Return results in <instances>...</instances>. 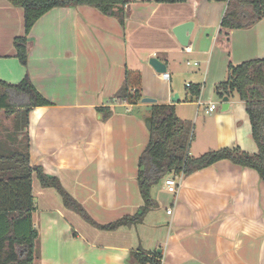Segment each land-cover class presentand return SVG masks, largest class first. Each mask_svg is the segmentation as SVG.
<instances>
[{
	"label": "crops",
	"instance_id": "0c3cea01",
	"mask_svg": "<svg viewBox=\"0 0 264 264\" xmlns=\"http://www.w3.org/2000/svg\"><path fill=\"white\" fill-rule=\"evenodd\" d=\"M125 1L119 16L89 5L50 9L27 35L23 65L13 44L25 35L23 9L0 0V81L17 84L28 75L50 102L26 110V98L9 92L14 106H0V175L19 172V155L27 154L29 165L56 177L100 224L143 205L136 176L152 104L112 98L125 69L140 71L143 97L173 104L176 115L194 125L189 155L234 147L257 152L244 102L233 92L222 108L214 89L226 80L229 64L264 57V18L227 30L220 25L222 1ZM186 21L193 27L182 46L172 28ZM151 57L167 74L152 68ZM211 103L216 107L207 112ZM31 185L39 232L34 264H138L130 254L137 249L161 252L162 264H264V182L228 159L183 175L161 222L149 224L152 207L142 222L112 231L67 209L35 172Z\"/></svg>",
	"mask_w": 264,
	"mask_h": 264
},
{
	"label": "trees",
	"instance_id": "16d2710c",
	"mask_svg": "<svg viewBox=\"0 0 264 264\" xmlns=\"http://www.w3.org/2000/svg\"><path fill=\"white\" fill-rule=\"evenodd\" d=\"M23 9L25 35L15 37L13 44L16 56L26 65L28 48L27 35L34 23L54 7L89 5L107 16H119L125 0H8ZM175 2L181 0H154ZM226 3L220 25L227 30L249 28L264 18V0H210ZM219 97L235 92L244 102L251 125V138L257 146L255 154H249L238 147L209 150L193 157L188 154L191 141L190 122L180 119L173 104L154 103L149 111L151 120L149 140L138 158L137 186L143 205L131 215H124L112 222H96L86 209L61 185L56 177L48 176L39 166H31L28 155H19V172L9 170L0 175V264H34L37 253L39 232L34 227L31 214L34 210L31 176L35 172L43 187H52L60 195L64 206L76 212L89 224L102 230H116L142 222L145 215L155 206L152 188L166 175L173 173L190 175L215 162L228 159L234 164L254 169L264 182V57L249 59L237 65L229 64L226 80L215 85ZM10 91L24 96L21 105L31 107L49 105L32 85L28 75L17 84L0 81V106L11 104ZM196 96L198 97L199 91ZM113 99L137 104L143 98L141 73L125 69L124 79ZM15 157V156H13ZM132 258L138 264H162L161 252L142 253L132 251Z\"/></svg>",
	"mask_w": 264,
	"mask_h": 264
},
{
	"label": "water",
	"instance_id": "95a60500",
	"mask_svg": "<svg viewBox=\"0 0 264 264\" xmlns=\"http://www.w3.org/2000/svg\"><path fill=\"white\" fill-rule=\"evenodd\" d=\"M192 27H193V22L186 21L172 28V33L175 35L180 45L186 46L188 44L189 33L191 32ZM148 62L157 73L167 74L166 65L162 61H160L158 58L151 57ZM177 100H178V93H174L171 97V101L177 102ZM227 100H228L227 96H224L222 98V102H223L222 108H226ZM141 102L146 103V104H154L156 100L152 97H143L141 99ZM151 108H152V105L147 106V109L150 110ZM145 126L148 130L151 128V120L149 118L146 119Z\"/></svg>",
	"mask_w": 264,
	"mask_h": 264
},
{
	"label": "rangeland",
	"instance_id": "374dc122",
	"mask_svg": "<svg viewBox=\"0 0 264 264\" xmlns=\"http://www.w3.org/2000/svg\"><path fill=\"white\" fill-rule=\"evenodd\" d=\"M221 106H222V103H221ZM141 111H143V110H141ZM141 111H139V112H141ZM131 112H133V114L136 115V112H138V111L136 108H131ZM143 114H145V111H143L141 115H143ZM190 125H191V139H192L193 134H194V125L192 123H190ZM191 152H193L192 149H191ZM161 183H162V179L160 180V182L158 184H156L152 188V193L154 195L157 194L156 197H157L158 204L152 208L151 212L147 216L148 217L147 219H149V224H155L157 222H161L160 217H161V214L163 215V213H164L163 212L164 207L172 199V193H169V192H167V190L163 189L161 186ZM162 226H164V228H162ZM160 228H162V229H160V231L165 234L166 233L165 225H161Z\"/></svg>",
	"mask_w": 264,
	"mask_h": 264
},
{
	"label": "built area",
	"instance_id": "2783aa9c",
	"mask_svg": "<svg viewBox=\"0 0 264 264\" xmlns=\"http://www.w3.org/2000/svg\"><path fill=\"white\" fill-rule=\"evenodd\" d=\"M216 105L214 103H211L207 108L206 111L210 112L213 111L215 109ZM183 176V173H179V174H173L170 175L168 177H165L163 180V185L166 188V190L172 194H177L178 193V189L180 187V181L181 178ZM168 214L171 213V209H167L166 211Z\"/></svg>",
	"mask_w": 264,
	"mask_h": 264
}]
</instances>
